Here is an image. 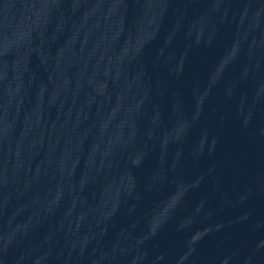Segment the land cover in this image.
<instances>
[{
	"label": "water",
	"instance_id": "1",
	"mask_svg": "<svg viewBox=\"0 0 264 264\" xmlns=\"http://www.w3.org/2000/svg\"><path fill=\"white\" fill-rule=\"evenodd\" d=\"M0 264H264V0H0Z\"/></svg>",
	"mask_w": 264,
	"mask_h": 264
}]
</instances>
